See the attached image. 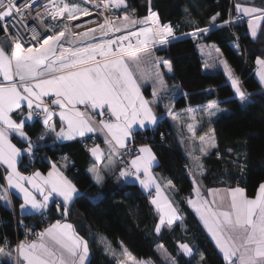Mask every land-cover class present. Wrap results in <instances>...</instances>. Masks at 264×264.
<instances>
[{
    "label": "snow or ice",
    "instance_id": "1",
    "mask_svg": "<svg viewBox=\"0 0 264 264\" xmlns=\"http://www.w3.org/2000/svg\"><path fill=\"white\" fill-rule=\"evenodd\" d=\"M146 2L148 15L136 19L128 14L131 6L126 0H105L104 9L123 8L124 15L106 16L102 22L87 27L83 32H75L73 29L79 25L73 22L81 16L92 15L89 7L78 2L0 0V29L11 40L8 49L0 47V74L7 82L0 83V165L5 166L3 178L7 186H0V200L10 205L8 190L16 189L23 197L18 205L21 212L31 208L42 213L54 197L62 198L56 203V208L62 217H66L78 189L61 167L52 164L46 175L34 171L26 176L18 170L17 163L22 162L25 155L34 159L36 149L49 138L53 143L71 141L77 136L94 133L99 126L111 138L109 143L113 145V151L123 150L117 151L126 164V167L119 168V177H134L149 191L150 203L158 213L156 233L159 234L162 228L172 230L175 226L187 236L190 230L184 228L181 210L163 194L162 184L152 173L157 161L152 147L147 144L137 147L135 143L138 131L157 125L160 117L153 105L158 104L161 98L155 91L153 96L156 99L148 101L143 97L129 61L136 62L140 56L146 57L151 61L152 74L163 84L159 69L164 67L171 72L172 63L168 59L153 58L150 49L157 45L168 46L182 36H203L213 28L231 27L237 23H247L250 36L256 39L259 34H264V6L235 3L236 16L232 15V9H229L227 19H221V13L216 12L209 17L205 27H200L195 19H189L193 25L192 32L178 36L176 26L162 22L159 11L153 9L152 0ZM131 11L135 9L131 8ZM185 12H188L187 8ZM49 20L56 25L51 32ZM139 24L145 26L137 29L135 26ZM238 40L239 37L233 42L237 50L240 49ZM222 63L234 89V99L241 107H247L251 94L239 86L238 78L227 62ZM256 64L259 66L257 75L264 85V57L258 56ZM204 67L212 65L206 63ZM137 68H140L139 63ZM216 105L217 101L209 102V117L220 111ZM105 109L110 113L109 118L95 120L94 116L102 115ZM166 112L171 115L172 109L166 108ZM57 115L59 125L55 119ZM33 121L42 126L36 140L26 130ZM11 136L22 141L19 147L12 142ZM161 136L163 138V134ZM200 139L202 143L205 140L204 137ZM209 139L212 141L210 147L217 148L214 139ZM89 151L97 160L103 155L99 146ZM228 151L232 153V149ZM201 152L208 154L203 147ZM125 156L129 159L123 160ZM234 163L239 166L238 155ZM93 178L97 184L105 179L95 170ZM193 184L195 198L189 197L186 202L198 215L225 264H264V183L260 184L254 199L249 198L241 187L228 188L226 196L229 203L224 210L212 207L201 196L195 180ZM166 186L175 189L171 179L167 180ZM153 188L155 196L151 195ZM38 236L39 242L20 241L16 245L15 251L22 258L17 264H86L89 241L77 234L72 223L56 220ZM5 246L9 251H5ZM176 246L178 252L188 258V264H193V261L195 264H207L205 254L198 252L190 240L179 239ZM0 255L5 258L0 264H7L12 257L11 244L6 239L5 244L0 245ZM171 264H176V261L172 260Z\"/></svg>",
    "mask_w": 264,
    "mask_h": 264
},
{
    "label": "trees",
    "instance_id": "2",
    "mask_svg": "<svg viewBox=\"0 0 264 264\" xmlns=\"http://www.w3.org/2000/svg\"><path fill=\"white\" fill-rule=\"evenodd\" d=\"M126 3L135 9L133 12L130 8L128 13L137 19L148 15L146 0H126ZM152 6L159 11L162 22L176 26V33L180 36L192 32L193 25L189 19H195L200 27H205L209 17L216 12L221 13V19H227L231 0H152ZM235 31L236 35L224 26L213 28L203 36H182L170 45L157 49L156 53L172 63V71L165 73L168 89L186 93L177 99L176 110L207 106L210 101H217L220 109L219 115L212 119L217 148L201 161L204 173L197 180L204 188L242 187L250 197H254L260 184L264 183V90L254 73L256 58L264 57V34H259L258 39L252 41L246 25L237 26ZM236 36L239 37V50L233 43ZM1 38L9 44L2 29ZM200 44H214L220 49L221 56L240 78L243 89L251 94V102L247 107H241L234 99V91L221 70H204L203 58L198 49ZM143 90L149 98L151 87ZM155 129L137 132L135 143L153 148L159 161L156 171L164 178L171 179L175 185L176 203L185 220L184 228L190 230L187 236L180 227L175 226L172 230L164 228L159 234L156 233L158 215L150 203V197L137 185L124 184L113 177L101 187L93 181L86 171L90 158L83 148L84 144L90 145L91 138L69 144L47 140L40 148L46 158L42 162L37 161L35 169L47 171L51 160L73 163L66 172L82 195L76 198L65 221L72 223L78 233L89 241L91 257L88 264H120L123 246L135 257L150 260L154 264H166L160 249L176 264H188V258L177 250L176 241L179 239L190 240L198 252L205 254L207 264H225L186 202L193 195V180L196 176L192 171V163L195 160L188 158L167 118H160ZM26 130L36 140L42 126L35 121ZM14 141L18 146L21 145L16 139ZM229 149H232V153H229ZM63 154L66 158L60 157ZM237 155L239 166L234 163ZM3 177L0 167V186H5ZM12 201V206L7 207L0 200V245H4L6 239L11 249H15L18 239L22 240L23 224H33L35 228L43 229L47 227L41 224L45 216L48 217L49 225L65 219L58 213L56 204L42 214L21 216L18 211L21 201L15 196Z\"/></svg>",
    "mask_w": 264,
    "mask_h": 264
},
{
    "label": "crops",
    "instance_id": "3",
    "mask_svg": "<svg viewBox=\"0 0 264 264\" xmlns=\"http://www.w3.org/2000/svg\"><path fill=\"white\" fill-rule=\"evenodd\" d=\"M238 3L254 5V6H257V7L264 6L262 2H256V4H254V3H245V2L239 1ZM118 10L119 11H123V13L125 11L123 8L118 9ZM129 15L132 16V17L135 16L133 14H129ZM246 30H247L248 36L250 37V39L252 41H256L258 39L259 35H258V37L256 39H253L250 36V34L248 32V28H247V23H246ZM115 35H118V34L116 33ZM9 46H10V43L7 44L6 47L9 48ZM199 47L200 48H198V49H199V52H200V54H201V56L203 58L204 65L206 63L209 64V65H212V67H210V68H205L204 67V70L206 72H213V71H215L217 69L221 70L224 73L228 83L231 85V81L228 78L227 71H226V69L224 67V64L222 63V61H225V60L222 58V56H220V52H216L215 51L216 48H215L214 49L215 52H214V56H213L212 55V48H211L212 46L211 45L200 44ZM154 58H163V57L156 56ZM137 63L140 64V68H137ZM228 66L231 69L233 75L236 78H238L239 86L243 89L242 82H241L240 78L234 73V71L232 70V68L230 67L229 64H228ZM129 67H130V70L133 72V75L136 78L137 83L140 85L141 94L143 95V97L146 100L152 101V100L156 99V97L153 96V92L154 91L157 93V96L161 98L160 102L158 104H154L153 107H154V109H156L157 114L159 115L160 118H163V119L167 118L170 121V123H171V125L173 127V131L176 134V137L178 138V140L181 142L183 148L185 149L184 152L187 155L189 154L191 156V158H193V160H195L192 163V171H193V173H195L196 186H198L200 188L201 196L204 199H206L212 207L220 208L221 210L226 209L228 207V203H229V199L226 196L228 187L204 188L203 185L200 183V181L197 180L204 173V169H203V166L201 165V161L204 158H206L212 151L215 150V148H211L210 147V143L212 141L209 138L211 137L215 141V137H214V134H213L212 119L217 117L219 115L220 111L217 112V114L215 116L209 117L208 111H207L208 105L207 106H203V107L190 108V109H186V110H182V111L176 110L175 103H176L177 99L179 97H181V96H185L186 93H184V92L179 93V92H177L174 89L170 90V91H173V92H167L168 87H167V84H166V81H165V74H164V70L162 69V67L159 69V71L162 74L163 84H161L159 82V84H156V85L153 84L152 81L150 82V79H151L150 77L152 76V67H151V61L148 60L146 57L140 56L138 61H136V62L129 61ZM258 70H259V66L256 64V68L254 70L255 78L258 81V83L260 84V86L262 87V89L264 90V85L261 84V82L259 80V77L257 75ZM165 72H167V73L169 72L167 70V68L165 69ZM144 75H145V79L146 80L144 79ZM147 80H149V81H147ZM0 83H7L6 81L3 80L2 74H0ZM148 86L151 87V94H150L149 98L144 94V90H143L145 87H148ZM231 87H232V85H231ZM233 91H234V89H233ZM80 107H81L82 110H84L83 106H80ZM216 107H218V105H216ZM166 108H171L172 109V114L171 115L167 114ZM58 111H59V109H57V112ZM159 111H162V113H159ZM109 116H110V113H108L107 109H105L104 113L102 115H95L94 119L99 121L100 119H108ZM55 119L57 120V123L59 125V117H58V115H57V117ZM34 122L35 121L30 122L29 125L33 124ZM190 125L192 127L188 130ZM155 126L149 125L147 129H152ZM143 131H145V130H141V131H138V132H143ZM201 137L205 138L203 143L201 142V139H200ZM10 138L12 139V142L15 143V144H16V142L14 141V139H16L17 141L22 143V141L16 136H11ZM86 138H91L90 149L93 148V147L99 146V148L101 149V152L103 153V155L101 156V159L97 160L94 156H92L90 151L89 152L85 151L86 154H88L89 158H90V163L87 166V170L86 171L88 172L90 177L93 179V181L95 182V180L93 178V170L99 171V173L102 176L105 177V179H104V181L102 183L97 184L95 182L97 185H99L100 187L104 186L106 184L107 180L110 179L111 177H113L118 182H121V183H124V184H135V185H137L141 189L142 192H144L146 195H148L150 197L149 191L145 190L139 184V181H136L134 177H129V178L119 177V168L126 167V165L122 166V162L120 160V156L117 154V151H123V150L122 149H118L116 151H113V145L109 143V140L111 138L108 136L107 131L106 130H101L99 128V126L97 127V131H95L94 133H88L84 137L77 136L74 140H71V141H57L55 143L69 144V143H72V142H75V141H78V140H83V139H86ZM48 140L51 143L53 142L51 138H49ZM188 143H191V147H190L191 151L190 152H189V144ZM215 143H216V141H215ZM202 147L207 150V152H208L207 155H205L203 152H201V148ZM153 152H154V150H153ZM24 157L25 156H23L21 158L22 162L24 161ZM22 162L18 161L17 168L23 175H25L24 172L21 169ZM52 164H56L57 166L61 167V170L64 171L66 176H68L66 170L73 165V163L71 161H66V160L64 161L63 160L60 163H58L56 161L51 160V161H49V168L47 169V171L40 170L39 168H36L35 171H40L42 174L46 175L47 172L51 169ZM65 165H67V167H65ZM158 165H159V161H158V158H157L156 164L152 168V173L157 178V180L162 184V186H163V188H162L163 194L166 195L169 199H171L173 201L174 205L176 207H178L177 203H176L177 190H176V188L173 190V189H170V188H168L166 186L168 179L164 178L162 175H160L156 171ZM0 167H1L4 175H6V173L4 171L5 166L0 165ZM68 178L71 179L69 176H68ZM5 187H7L6 186V182H5ZM245 192H246V190H245ZM155 194H156L155 193V189L153 188L151 190V195L155 196ZM256 194H257V192H256ZM256 194H255V196H256ZM80 195H82V192L78 189V195L74 197L73 201L69 205V209L70 210H71L76 198L78 196H80ZM246 195L249 198H253V199L255 198V196L254 197H250L247 194V192H246ZM14 196L17 197L22 202V199H23L22 194L19 193L18 190H16V189H9L8 190V197H9V200L11 201V203L9 205V204H6L5 201H2L3 204L5 206H7V207H11L12 203H13L12 200H13ZM222 197L224 199H221ZM191 198H195L194 190H193V195H192ZM38 199H39V197H38ZM61 200H62V198L54 197L53 201H55V202L50 201L49 205H48V208L46 210H43L42 213L48 211L51 208V206H53L56 203H59ZM152 206L154 207V209L156 211L155 206L154 205H152ZM188 207L190 208V210L195 214V216L199 220V217L195 213V211L189 205H188ZM18 211H19V214L21 216L42 214L41 212L33 210L31 208H27L23 212H21L20 209ZM58 213L61 214L60 211H58ZM156 213H157V211H156ZM157 215H158V213H157ZM63 218H65V219L61 220L62 222H69V221H65L67 216L63 217ZM201 225H202V223H201ZM49 226H47V227H49ZM47 227H44L42 229V231H44V229H46ZM74 228H75V226H74ZM163 229L164 228H162V230ZM75 230H76V228H75ZM76 232H77L78 235H80L77 230H76ZM207 235L210 237V235L208 233H207ZM45 239H47V238H45ZM210 239H211V237H210ZM24 242L25 243H31L33 241H24ZM37 242H39V241H37ZM212 242L214 243L213 240H212ZM214 245H215V243H214ZM5 251L6 252L9 251V248H5ZM11 251H12V257L7 263H9V264H17L18 259H22V258H19L18 253L15 251V249H11ZM123 252H124V254L127 252V253L133 255L124 246H123ZM90 257H91V254H90V250H89V257H88V259L86 261V264H88V262L90 260ZM4 259L5 258L3 257V255H0V262H3ZM120 264H121V261H120Z\"/></svg>",
    "mask_w": 264,
    "mask_h": 264
},
{
    "label": "built area",
    "instance_id": "4",
    "mask_svg": "<svg viewBox=\"0 0 264 264\" xmlns=\"http://www.w3.org/2000/svg\"><path fill=\"white\" fill-rule=\"evenodd\" d=\"M238 1H244L246 3L262 2L264 5V0H231L230 9H232V15L233 16H236L234 4L238 3ZM42 2H43V0H42ZM73 2H78L81 4V6L89 7L90 11L92 12L91 16H88V17L81 16V17H79V19L77 21L73 22V24L79 25L78 27H75L73 29V31H75V32H83L84 30H86L87 27L93 26L97 22H102L106 16L111 18V17H114L116 15H119L121 17L123 15V11H119L118 9H116L114 7L109 8L107 10L104 9L103 3L105 2V0H89V2H87V3L85 2V0H73ZM96 5H99V7H97ZM101 12H103L104 15H98V13H101ZM246 19L247 18H245V20ZM30 23H33V22H30ZM47 23L51 26L49 29V32L54 31L55 27H56L55 22H52L49 20ZM239 25H246V23H237V24L232 25L231 27H229V26H227V27H229L232 30V32L236 35L235 28ZM38 30L43 32V29L38 28ZM237 37L238 36H236V38ZM71 39L72 38L69 37V40H71ZM66 46H68L67 42H66ZM153 130H156L155 127L153 128ZM150 140H153V137H150ZM43 146H44V142H41L40 146L36 149L34 159H29V157L27 155H25L24 161L21 164V169L26 176L31 175L35 171V163L37 161L42 162V160H44L46 158L45 153L40 152L41 151L40 148H43ZM136 146L139 147L140 145L139 146L136 145ZM53 148H55V147H53ZM83 148H84V151L89 152L90 145L84 144ZM60 157L66 158V155L63 154V155H60ZM127 159H129V157H127V156L123 157V160H127ZM120 160L122 162L121 157H120ZM122 164H123V162H122ZM189 179H191V178L189 177ZM41 224H43L44 226L49 225V220H48L47 216H45L44 218L41 219ZM41 231H42V229L35 228L33 226V224H31V225L30 224H23L22 225V231H21L22 240L18 239L14 248L16 249V245L20 241H39L40 238L38 236V233H40Z\"/></svg>",
    "mask_w": 264,
    "mask_h": 264
},
{
    "label": "rangeland",
    "instance_id": "5",
    "mask_svg": "<svg viewBox=\"0 0 264 264\" xmlns=\"http://www.w3.org/2000/svg\"><path fill=\"white\" fill-rule=\"evenodd\" d=\"M124 14V13H123ZM123 16V15H122ZM135 18H136V16H134ZM137 19V18H136ZM144 25L143 24H139V25H136L135 27L138 29L139 27H143ZM118 35H119V33H117ZM7 41H8V43H10L11 44V41H10V39H9V37L7 36ZM6 44H7V42H6V40L4 39V38H1L0 39V47H6ZM212 47V55L214 56V49L215 48H217V46H215L214 44H212L211 45ZM7 48V47H6ZM162 47L161 46H159V45H157L155 48H152V49H150V51H151V56L154 58V57H156V56H158L157 55V53H156V50L157 49H161ZM198 48H200L199 46H198ZM220 56H221V54H220ZM223 58V57H222ZM224 59V58H223ZM225 60V59H224ZM226 61V60H225ZM215 62V61H214ZM227 62V61H226ZM151 67H152V65H151ZM162 69L164 70V74L165 73H167V72H165V69L166 68H164V67H162ZM151 79H150V82L152 81V83L153 84H159V79L157 78V77H155L153 74H152V76L150 77ZM144 79H145V75H144ZM146 80V79H145ZM144 81V80H143ZM147 81H149V80H147ZM167 92H173V91H170L169 89L167 90ZM190 129V127L188 128V130ZM189 144V152L191 151V143H188ZM187 145V144H186ZM188 150V149H187ZM188 156V158L189 159H193V158H191V156L188 154L187 155ZM193 179H194V177H193ZM196 179V178H195ZM194 179V180H195ZM196 181V180H195ZM160 251V255L162 256V259H163V261L166 263V264H171V258L163 251V249H160L159 250ZM122 257H121V264H154L152 261H150V260H145V259H139V258H137V257H135L134 255H131V254H129V253H125L124 254V252H123V254L121 255ZM134 256V257H133Z\"/></svg>",
    "mask_w": 264,
    "mask_h": 264
}]
</instances>
